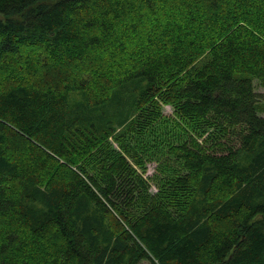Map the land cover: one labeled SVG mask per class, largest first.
Here are the masks:
<instances>
[{"label": "trees", "instance_id": "16d2710c", "mask_svg": "<svg viewBox=\"0 0 264 264\" xmlns=\"http://www.w3.org/2000/svg\"><path fill=\"white\" fill-rule=\"evenodd\" d=\"M255 80L264 0H0V264H264Z\"/></svg>", "mask_w": 264, "mask_h": 264}, {"label": "rangeland", "instance_id": "374dc122", "mask_svg": "<svg viewBox=\"0 0 264 264\" xmlns=\"http://www.w3.org/2000/svg\"><path fill=\"white\" fill-rule=\"evenodd\" d=\"M211 3H212V1H211ZM254 87H255V91L256 92H259V93H261L263 96H264V87L263 86H261L260 84H259V82L258 81H254ZM160 113H161V115L164 117V118H166V119H168L169 121V123H166V124H163V122L165 121H163V120H159L161 117L159 116L158 117V120H157V123L159 122V125H154L153 127H162L161 129H160V131L158 132V133H161V131L164 129V125H166L167 126V132H168V134L169 135H173V130H172V122L170 121L171 120V118H173V108L171 107V106H163L162 108H161V111H160ZM145 141V140H144ZM114 147L116 148V145L114 144ZM157 155L159 156V159L161 158L162 160L165 158V154L164 153H157ZM156 162L155 161H149L148 163H146V165H145V169H144V177H152V175L153 174H155L156 173ZM137 170L141 173V170L139 169V168H137ZM150 192L151 193H155L156 192V188H155V186L152 184V182H151V188H150Z\"/></svg>", "mask_w": 264, "mask_h": 264}, {"label": "crops", "instance_id": "0c3cea01", "mask_svg": "<svg viewBox=\"0 0 264 264\" xmlns=\"http://www.w3.org/2000/svg\"><path fill=\"white\" fill-rule=\"evenodd\" d=\"M262 116H264V113L262 114Z\"/></svg>", "mask_w": 264, "mask_h": 264}]
</instances>
